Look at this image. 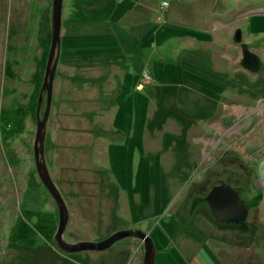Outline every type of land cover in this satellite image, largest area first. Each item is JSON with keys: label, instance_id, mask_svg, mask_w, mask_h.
I'll return each mask as SVG.
<instances>
[{"label": "rangeland", "instance_id": "1", "mask_svg": "<svg viewBox=\"0 0 264 264\" xmlns=\"http://www.w3.org/2000/svg\"><path fill=\"white\" fill-rule=\"evenodd\" d=\"M89 1L63 0L61 35L71 25L95 30L89 19L99 16V30L115 27L109 19L122 10L132 32L134 25L145 29L148 19L171 30L225 32L222 46L232 49L223 50L225 58L210 45L207 53L200 46L194 57L224 64L228 79L236 81L244 73L241 86L236 84L242 95L236 99L243 101L245 93L263 99L247 120L254 127L243 136L245 150L225 142L203 153L204 142L195 139L208 128L207 119L187 115L183 103L175 101L178 87L204 92L177 62V51L186 42L172 37L157 44L158 53H148L143 45L141 53L147 57L142 59L151 70L140 74L129 60L113 65L106 58V53L119 51L113 29L69 39L71 54L62 52L61 36L45 158L69 211L63 237L98 241L121 229H138L149 232L157 248L167 243L168 252L159 251L156 264H264V56L260 54L259 70L249 72L239 62L241 47L234 40L240 27L252 50L264 49V0H125L98 15L94 7L104 0H93L94 7ZM52 4L0 0V264H143L145 248L138 236L120 238L101 250L67 252L55 243L58 209L38 176L33 146ZM154 42L150 40L151 48ZM81 49L88 56H73ZM235 136L239 134L228 140ZM182 173L186 176L176 181ZM221 182L244 198L245 219L226 222L212 215L205 197ZM175 218L176 223L166 224Z\"/></svg>", "mask_w": 264, "mask_h": 264}, {"label": "crops", "instance_id": "2", "mask_svg": "<svg viewBox=\"0 0 264 264\" xmlns=\"http://www.w3.org/2000/svg\"><path fill=\"white\" fill-rule=\"evenodd\" d=\"M110 8L112 11L113 7ZM95 14L98 15V13ZM96 19L97 20H93V18L89 19L90 22L96 23L95 25H92L95 30H75V32H72V34L71 32L69 34L68 32L62 34V38H64L65 43L64 49L67 48L66 50L63 49L62 52H67L68 54H71L68 51L69 47L67 46V44L73 38H91L94 36L109 33L113 29L112 34H115L116 37L119 39V51L106 53V58L111 59V63L113 65H115L117 62L129 60L133 69L141 74V72H143V70L145 69H147L149 73L151 70L150 64L142 59L143 57H147L145 53H141V48L143 47V45H147L148 53H158L159 49L156 48L157 44L164 43L165 40H169L172 37L177 38V40L180 42H186L183 43L181 48L177 51V62L181 65L183 69L187 70L192 74L191 77L188 76V79L191 84L195 87H198L200 90H203L204 92L189 93L188 90H183L181 89V87H178V89L176 88L175 90V101L183 103L182 107L185 109L184 111L187 113V115L190 114L192 117L207 119L208 128H202L203 133L200 135L205 138H201L199 136L195 140L204 142L203 153H205L210 148L215 151L218 149L219 146H225V142H229V145L232 144L234 147H243V150L247 148L248 144L243 143L242 140L246 141L245 137L253 131L254 127L251 123L247 126V120H250L251 115L256 113L258 109L256 107L260 105L257 100L263 99L262 96L261 98H256L252 95H249L248 93H245L243 101L236 99L238 97H241L242 95V92H238V89H241L239 88L241 86V77H246L243 76L244 73L242 74V76H239V79L236 81L228 79L224 76L226 73L225 68L223 67L224 64H221V66L223 67L222 68L215 64L213 59L194 57L195 53L199 54L200 46V49L207 53L209 49L208 45H210L211 47L219 50H216L215 52H221V56L225 58L227 56L226 53L223 52V50L227 49V47H223L226 46V38H223V36H225L226 34L225 32L216 33L212 30H209L208 28H202L203 30L199 29L200 33L196 34L195 32L191 31V29L177 26H171L173 27L171 30L169 29V25H164L161 22H159V24H161L162 26H157L158 23L156 19H152V21H150V19L143 21L146 24V27L143 30L141 28H138V30L137 28L135 29L136 26L134 25L135 31L132 32L128 31V29H130L129 24H125L127 18L125 16L124 10L109 19V22L111 24L114 23L116 25L115 27L109 25L108 29L99 30L100 16ZM174 19L176 18H168L169 21L176 22ZM200 21H203V19ZM120 23H122V25H120ZM250 24H252L251 20H249L248 25ZM115 28H117L118 30H116ZM211 33L218 40H209L211 38L209 36ZM261 37H264V33H262ZM151 39L156 40V42L153 43L152 48L149 45ZM228 42L229 47L232 48V43H230L229 40ZM222 44L224 45L222 46ZM253 48L254 51H256L258 54H262L264 56V49L262 48V46H260L261 51L257 50L255 46ZM227 50L228 53L229 50L232 51V49ZM73 54V56H79L81 58L82 56H88L87 54H85V52H83V49L75 50ZM68 59L69 58L67 55V61ZM221 70L223 71L221 72ZM224 71L225 73H223ZM117 75L118 74H115V76ZM236 84H238L239 87H236ZM244 91L246 92V89H244ZM252 98L256 99H254L255 102H250L252 101ZM109 101V108L113 109V101L111 99H109ZM130 101H132L134 106V99H130ZM119 103L121 104V101H119ZM109 108H107V110H109ZM260 108L261 110H263L264 106L261 105ZM184 133L188 134L189 132L187 130ZM234 134H239V136H235L232 142L229 141L228 138L232 137ZM107 149L108 146L106 145V150ZM207 156H209V153L207 154ZM198 158L195 157L196 160ZM100 172H102L101 169ZM179 176V178L175 179L176 181H182V178L186 175H183L182 173ZM176 222L177 218L173 219L172 221H167L166 224H174ZM164 230H166V227H164ZM160 243H163V239L161 237ZM155 246L156 257L159 251L160 253H165L169 250L165 249L167 247V243L161 244V246H158V248L156 244Z\"/></svg>", "mask_w": 264, "mask_h": 264}, {"label": "water", "instance_id": "3", "mask_svg": "<svg viewBox=\"0 0 264 264\" xmlns=\"http://www.w3.org/2000/svg\"><path fill=\"white\" fill-rule=\"evenodd\" d=\"M62 7L63 0H53L51 10V38L42 85L38 93L33 145L38 176L51 193L58 209V223L54 234L55 243L67 252L85 249L101 250L109 247L120 238L126 236H138L141 238L145 248L143 264H156V246L149 232L138 229H121L98 241L79 240L70 242L63 237L69 218V211L67 204L48 169L45 158L46 126L52 105L54 73L59 57L62 36ZM234 40L238 42L241 47L239 59L241 66L249 72H257L262 65L261 56L242 40V31L240 27L235 30ZM43 102H45V106L42 112L41 107ZM205 198L212 215L218 221L239 222L245 219L248 214V208L245 205L244 198L240 195L239 191L229 183L221 182L213 185Z\"/></svg>", "mask_w": 264, "mask_h": 264}, {"label": "trees", "instance_id": "4", "mask_svg": "<svg viewBox=\"0 0 264 264\" xmlns=\"http://www.w3.org/2000/svg\"><path fill=\"white\" fill-rule=\"evenodd\" d=\"M85 1H87V0H85ZM116 1H120V0H104L99 6H95L94 7V5L93 4H91L92 2H94L93 0L92 1H89L90 2V4H91V6H93L94 7V12H95V10H97L95 13H97V12H101L102 10H105V11H108V9H109V12L111 11V8L110 7H113L114 6V3L116 2ZM122 1H125V0H122ZM63 23V22H62ZM76 26L77 25H71V26H69V28H66L65 27V29L67 30V32H68V34L71 32V34H72V32H75V30H77V31H80V29H82L83 28V26H82V28H79V27H77L76 28ZM79 29V30H78ZM50 35L49 36V38H51V33H50V31L49 32H47V35ZM49 45H50V40H49ZM48 50H49V46H48ZM46 65V64H45Z\"/></svg>", "mask_w": 264, "mask_h": 264}, {"label": "built area", "instance_id": "5", "mask_svg": "<svg viewBox=\"0 0 264 264\" xmlns=\"http://www.w3.org/2000/svg\"><path fill=\"white\" fill-rule=\"evenodd\" d=\"M166 4V3H165Z\"/></svg>", "mask_w": 264, "mask_h": 264}]
</instances>
